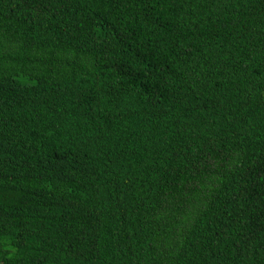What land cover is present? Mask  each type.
<instances>
[{"label": "trees", "instance_id": "1", "mask_svg": "<svg viewBox=\"0 0 264 264\" xmlns=\"http://www.w3.org/2000/svg\"><path fill=\"white\" fill-rule=\"evenodd\" d=\"M0 264H264V0H0Z\"/></svg>", "mask_w": 264, "mask_h": 264}]
</instances>
